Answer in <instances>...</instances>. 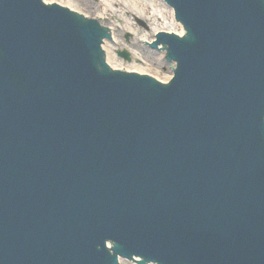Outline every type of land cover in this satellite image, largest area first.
Instances as JSON below:
<instances>
[{
	"label": "water",
	"instance_id": "1",
	"mask_svg": "<svg viewBox=\"0 0 264 264\" xmlns=\"http://www.w3.org/2000/svg\"><path fill=\"white\" fill-rule=\"evenodd\" d=\"M164 2L166 85L0 0V264H264V0Z\"/></svg>",
	"mask_w": 264,
	"mask_h": 264
},
{
	"label": "rangeland",
	"instance_id": "2",
	"mask_svg": "<svg viewBox=\"0 0 264 264\" xmlns=\"http://www.w3.org/2000/svg\"><path fill=\"white\" fill-rule=\"evenodd\" d=\"M59 3L65 5L68 1H71V5L76 6L78 11L82 15L87 17H97L105 12L99 3V0H57ZM120 4L127 6L132 0H118ZM141 2V8L146 7L154 12L162 13L163 18L159 20H148L140 14H135L134 11L126 10L121 7L114 14L115 17L108 19L104 16L101 24L112 28V35L108 40H103L102 49L104 53V61H108L109 70L111 72H129L131 70L136 71L143 77H148L158 83L166 84L173 77L172 62L167 61L166 55L162 52L152 48L153 36H156L155 28H165V32H172L177 35L180 30L175 27L181 26V24L175 21V17L171 13V9L166 5L164 0H139ZM49 3V2H45ZM56 3V4H59ZM139 12V10H138ZM113 15V16H114ZM155 21L157 22L155 24ZM163 21V22H162ZM175 23V25H173ZM172 24L173 26H170ZM178 30V31H177ZM184 30V29H183ZM186 36L184 34L182 38ZM155 38V37H154ZM157 41V40H156ZM149 43V44H148ZM126 52L129 56V61L121 58L118 53ZM120 65V67H117Z\"/></svg>",
	"mask_w": 264,
	"mask_h": 264
},
{
	"label": "bare ground",
	"instance_id": "3",
	"mask_svg": "<svg viewBox=\"0 0 264 264\" xmlns=\"http://www.w3.org/2000/svg\"><path fill=\"white\" fill-rule=\"evenodd\" d=\"M41 2L43 4H48V5H58L60 7H63L65 9H67L69 12H71L72 14H74L76 16L89 18L86 15H82L78 11L76 12L75 10L77 9V7L71 5V3H72L71 1H68V3H66L65 5H63L62 3H59L57 0H41ZM45 2H49V3H45ZM56 3H59V4H56ZM99 3L101 4V6L103 8L105 7L104 8L105 12H103V14L100 15V16L91 17L89 19H93L95 22H97L100 25V27L107 33V35H112V28L101 24L102 23L101 21L105 19L104 16H107L108 19H110L111 17L112 18L115 17L114 14L117 13V10H112L113 8L120 9L121 7H123L126 10L134 11L135 14H137V15L140 14L141 16H143L144 18H147L148 20H159L160 21V19L163 18L162 13H159V12H156V11L154 12L153 10L148 9L146 7L141 8L142 4H141V2L139 0H132L129 4H127V6H124V5L120 4V2L118 0H99ZM138 10H139V12H138ZM170 11H171L172 17H173V15H174L173 13L174 12H173L172 9ZM156 23L157 22L155 21V24ZM173 25H175V23ZM173 25L171 24L170 26H173ZM177 25H175V27H177V29L180 30V31L177 30L178 32H175V33H177V35L172 33V32H165L164 31L165 28H163V27L162 28L157 27V28L154 29V31L157 32V29H159V30L167 33L170 36L174 35V36H177L178 38H182V36L184 34L183 27L182 26L179 27ZM154 37L156 38V36H153V39H152L153 41H151L152 44H154L156 42V39ZM102 45H104V44H102ZM102 45H101V49L104 47V46L102 47ZM157 46H158V48L156 50L162 52L163 55H164V53H165V55L168 54L167 50L161 44L157 45ZM102 51H103V49H102ZM103 53H105V52L103 51ZM105 64H106L107 67H110L109 63H108V61H106V59H105ZM172 66H173V64H172ZM117 67H120V65H118ZM131 71H133V70H131ZM135 71H138V70H135Z\"/></svg>",
	"mask_w": 264,
	"mask_h": 264
}]
</instances>
